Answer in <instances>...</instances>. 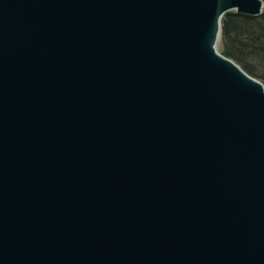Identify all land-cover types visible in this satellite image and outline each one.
Returning <instances> with one entry per match:
<instances>
[{
    "label": "water",
    "instance_id": "1",
    "mask_svg": "<svg viewBox=\"0 0 264 264\" xmlns=\"http://www.w3.org/2000/svg\"><path fill=\"white\" fill-rule=\"evenodd\" d=\"M263 7L0 0V264H264Z\"/></svg>",
    "mask_w": 264,
    "mask_h": 264
},
{
    "label": "trees",
    "instance_id": "2",
    "mask_svg": "<svg viewBox=\"0 0 264 264\" xmlns=\"http://www.w3.org/2000/svg\"><path fill=\"white\" fill-rule=\"evenodd\" d=\"M262 11L251 15L231 10L221 19L220 52L255 77L264 74V8Z\"/></svg>",
    "mask_w": 264,
    "mask_h": 264
},
{
    "label": "rangeland",
    "instance_id": "3",
    "mask_svg": "<svg viewBox=\"0 0 264 264\" xmlns=\"http://www.w3.org/2000/svg\"><path fill=\"white\" fill-rule=\"evenodd\" d=\"M263 1H264V0H263ZM216 46H217L218 50L220 51V50H221V46H220V44H219V40H218ZM251 76H252V75H251ZM253 77H255V76H253ZM255 78H257L259 81H262V83L264 84V74L260 75L259 77H255Z\"/></svg>",
    "mask_w": 264,
    "mask_h": 264
}]
</instances>
